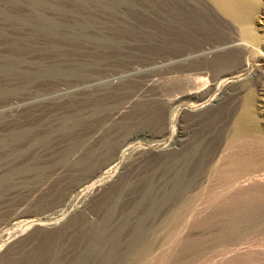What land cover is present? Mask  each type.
<instances>
[{
    "label": "rangeland",
    "instance_id": "obj_1",
    "mask_svg": "<svg viewBox=\"0 0 264 264\" xmlns=\"http://www.w3.org/2000/svg\"><path fill=\"white\" fill-rule=\"evenodd\" d=\"M250 1L242 47L236 24L169 39L163 0H0V264H175L150 248L181 189L219 185L229 151L264 153V0ZM243 111L257 134L230 146ZM260 174L235 209L264 210Z\"/></svg>",
    "mask_w": 264,
    "mask_h": 264
},
{
    "label": "bare ground",
    "instance_id": "obj_2",
    "mask_svg": "<svg viewBox=\"0 0 264 264\" xmlns=\"http://www.w3.org/2000/svg\"><path fill=\"white\" fill-rule=\"evenodd\" d=\"M156 4L151 6V17L154 19L160 16ZM161 9V19L169 39L176 37L181 40L184 35L202 28L203 24L211 23L242 27L244 36L241 40H231V46L246 47L249 41L245 38H254L250 28L255 9L250 0H163ZM188 54L183 53L177 58L182 59ZM244 111L235 122L228 143L230 146L248 141L257 134L256 125L253 126L252 121L253 125L249 123L248 112L244 114ZM254 158L259 163L254 162ZM221 160V165L227 169H218L217 165L214 173L219 185H186L181 189L179 200L169 204L163 235L150 248L154 262L164 259V256L156 255L160 249L173 251L171 261L175 264H255L258 261L251 249L258 242H252L248 236L252 228L258 233L263 232V229L257 228L256 220L264 218V210L245 214L240 208H234V201L247 191L246 182H259L264 153L247 159L243 149H237L229 151ZM174 243L178 244L176 253ZM144 246L148 248L149 244L141 243L140 254H143ZM164 261L169 263L170 260L166 258Z\"/></svg>",
    "mask_w": 264,
    "mask_h": 264
}]
</instances>
